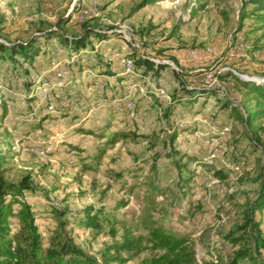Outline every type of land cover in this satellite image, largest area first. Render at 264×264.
<instances>
[{
    "label": "rangeland",
    "instance_id": "obj_1",
    "mask_svg": "<svg viewBox=\"0 0 264 264\" xmlns=\"http://www.w3.org/2000/svg\"><path fill=\"white\" fill-rule=\"evenodd\" d=\"M147 1L0 0L4 45L60 18L68 37L85 27L107 35L77 52L38 39L30 62L0 53L1 178L26 179L21 200L43 248L60 234L95 264H115L103 248L123 229L146 236L153 222L186 240L194 264L243 251L238 264L264 260L254 241L264 242V208L248 212L260 183L264 198V116L251 128L238 119L255 103L240 82L264 81V10L252 0ZM139 57L164 68L145 71ZM86 208L97 227L83 225ZM18 227L11 217L10 236ZM153 254L119 253L128 264Z\"/></svg>",
    "mask_w": 264,
    "mask_h": 264
},
{
    "label": "trees",
    "instance_id": "obj_2",
    "mask_svg": "<svg viewBox=\"0 0 264 264\" xmlns=\"http://www.w3.org/2000/svg\"><path fill=\"white\" fill-rule=\"evenodd\" d=\"M256 4L258 10H264V0H252ZM148 0L143 5L151 3ZM77 11L73 9V14ZM2 14H0V31L2 29ZM259 21L264 22V14L259 17ZM66 19L60 18L55 22L53 30L41 32L30 37L24 42L17 41L12 44L4 45L0 43V53L3 56L12 58L19 55L25 61H31L32 57L37 53L38 39L58 38L62 47L77 52L86 45L89 35L95 36L98 40H104L107 35L94 32L89 27H85L82 34L78 37H68L60 31L64 26ZM139 67L145 71H154L155 73L164 68L162 64L153 63L143 57L136 58L134 61ZM241 86L250 94L255 96V103L252 107L241 108L243 116L238 118L242 124L251 128L252 123L264 116V81L260 84L252 82H240ZM183 92L187 95H202L200 90L183 88ZM249 101V98H246ZM1 116L6 113L4 104H0ZM255 137L254 143L259 138L255 130L252 131ZM125 137L126 134H119ZM115 139H110L113 142ZM174 140V136H170V142ZM261 155L264 158V144L261 145ZM3 151L0 150V168L4 161ZM29 190L26 179L21 180L18 184L5 182L1 178L0 173V264H95V260L85 255L73 242L64 235L56 234L49 241L46 248H43L41 238L38 234L34 223V218L29 206L21 200L23 191ZM263 186L260 183L256 197L248 204V212L254 213L264 208ZM15 207L17 210L15 211ZM54 212V211H53ZM55 213V212H54ZM84 226L95 228L98 226V212H93L91 208L83 210ZM59 215V214H58ZM16 217L19 227L16 234L10 236L9 220ZM60 226V224H59ZM118 240H114L110 245L103 248L101 257L103 262H113L115 264H128L127 259H123L119 253L125 251L127 253L139 254L144 250L150 252H159L148 257L141 258L136 264H194V257L191 249L186 246V240L177 238L172 233L165 231L161 226L155 225L153 222L147 224V235L133 236L131 231L123 229ZM19 238V239H18ZM259 241L262 248L264 242ZM112 252V256L110 255ZM247 256L245 251L236 254L235 259L228 264H238L237 259H244ZM249 264H264V260L251 259Z\"/></svg>",
    "mask_w": 264,
    "mask_h": 264
},
{
    "label": "built area",
    "instance_id": "obj_3",
    "mask_svg": "<svg viewBox=\"0 0 264 264\" xmlns=\"http://www.w3.org/2000/svg\"><path fill=\"white\" fill-rule=\"evenodd\" d=\"M129 64H131V61H129ZM238 109H239V110L241 111V113H242V109H241L240 107H239Z\"/></svg>",
    "mask_w": 264,
    "mask_h": 264
},
{
    "label": "bare ground",
    "instance_id": "obj_4",
    "mask_svg": "<svg viewBox=\"0 0 264 264\" xmlns=\"http://www.w3.org/2000/svg\"><path fill=\"white\" fill-rule=\"evenodd\" d=\"M125 62V61H124Z\"/></svg>",
    "mask_w": 264,
    "mask_h": 264
}]
</instances>
